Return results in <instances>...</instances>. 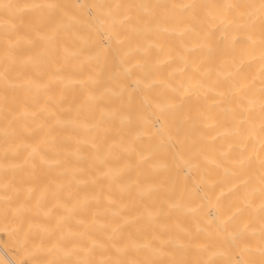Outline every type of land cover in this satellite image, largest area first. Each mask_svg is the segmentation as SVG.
<instances>
[{
  "label": "bare ground",
  "instance_id": "bare-ground-1",
  "mask_svg": "<svg viewBox=\"0 0 264 264\" xmlns=\"http://www.w3.org/2000/svg\"><path fill=\"white\" fill-rule=\"evenodd\" d=\"M0 264H264V0H0Z\"/></svg>",
  "mask_w": 264,
  "mask_h": 264
}]
</instances>
